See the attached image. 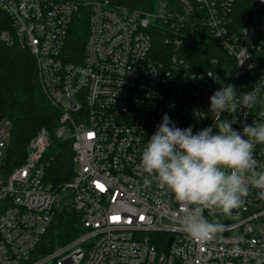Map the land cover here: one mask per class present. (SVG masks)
Wrapping results in <instances>:
<instances>
[{"label": "built area", "instance_id": "1", "mask_svg": "<svg viewBox=\"0 0 264 264\" xmlns=\"http://www.w3.org/2000/svg\"><path fill=\"white\" fill-rule=\"evenodd\" d=\"M232 1L181 0L174 12L161 1L147 12L112 0H0L12 19L2 39L34 56L40 86L60 112L56 135L71 141L75 169L58 190L46 181V130L31 140L25 162L12 168L11 122L0 119V264H264L258 190L233 211L239 220L197 243L178 222L179 206L157 204L167 198L155 183L143 188L136 167L164 114L195 134L214 124L209 98L223 84L235 85L238 95L264 84V0L252 1L242 28L230 16ZM83 8L89 11L85 50L72 59L67 41ZM158 22L168 25L172 36L164 41L173 51L207 31L225 56L193 66L182 54L160 52L152 30ZM222 118H235L241 134L244 124L264 123V91L253 108ZM254 154L264 170V145ZM65 210L79 215L82 234L42 254L56 214ZM204 215L216 221L209 211Z\"/></svg>", "mask_w": 264, "mask_h": 264}, {"label": "clouds", "instance_id": "2", "mask_svg": "<svg viewBox=\"0 0 264 264\" xmlns=\"http://www.w3.org/2000/svg\"><path fill=\"white\" fill-rule=\"evenodd\" d=\"M228 50L235 54L232 48ZM242 58L238 56L240 63ZM262 91L264 84L259 82L242 95L235 85L223 84L209 98L212 126L193 134L191 126L181 129L164 114L142 147L136 167L144 177L143 188L155 183L160 196L167 198L157 204L179 206L178 222L194 242L210 241L225 230L219 220L209 221L205 210L229 216L245 205L253 189L264 200V170H259L254 154L257 145H264V123L244 124L241 134L232 126L237 123L235 118H222L223 113L234 117L241 109L253 108Z\"/></svg>", "mask_w": 264, "mask_h": 264}, {"label": "trees", "instance_id": "3", "mask_svg": "<svg viewBox=\"0 0 264 264\" xmlns=\"http://www.w3.org/2000/svg\"><path fill=\"white\" fill-rule=\"evenodd\" d=\"M161 1L167 3L169 11L181 10V0H112L116 5L147 12H155ZM252 1H232L230 16L237 27L242 28L249 23ZM88 16L89 11L83 8L71 24L66 50L72 59L83 56L88 34ZM157 24L152 30L155 48L160 52L182 54L193 66L200 62L208 65L209 60L225 56L207 31H204L200 40L190 38L188 43L177 46L174 44L176 47L173 51V47L164 41L165 35L172 36L168 25L162 22ZM11 29V16L0 8V119L3 117L11 122L9 162L12 168L21 166L26 160L33 137L38 131L46 130L50 139V146L45 154L48 162L46 181L58 190L70 182L75 173L71 141L56 135L60 112L48 100L40 86L34 56L17 43L7 44L3 41L2 34ZM164 30L167 34H164ZM82 232L80 217L74 210L59 212L45 236L40 252L46 254L47 250L63 246Z\"/></svg>", "mask_w": 264, "mask_h": 264}, {"label": "rangeland", "instance_id": "4", "mask_svg": "<svg viewBox=\"0 0 264 264\" xmlns=\"http://www.w3.org/2000/svg\"><path fill=\"white\" fill-rule=\"evenodd\" d=\"M65 140H68V139H65ZM234 210L237 211V210H239V208L233 209L232 214L229 216H224L218 210H206V211H209V213L211 214V217L213 219L219 220L222 223H226V222H231L234 220H239L240 217L237 214L233 213ZM51 264H55V263H51Z\"/></svg>", "mask_w": 264, "mask_h": 264}, {"label": "water", "instance_id": "5", "mask_svg": "<svg viewBox=\"0 0 264 264\" xmlns=\"http://www.w3.org/2000/svg\"><path fill=\"white\" fill-rule=\"evenodd\" d=\"M3 117H1V119H2ZM171 241H172V238L170 239V241H169V245L171 244Z\"/></svg>", "mask_w": 264, "mask_h": 264}, {"label": "snow or ice", "instance_id": "6", "mask_svg": "<svg viewBox=\"0 0 264 264\" xmlns=\"http://www.w3.org/2000/svg\"><path fill=\"white\" fill-rule=\"evenodd\" d=\"M114 219H118V217H114Z\"/></svg>", "mask_w": 264, "mask_h": 264}]
</instances>
